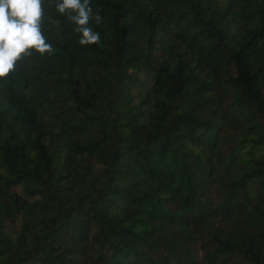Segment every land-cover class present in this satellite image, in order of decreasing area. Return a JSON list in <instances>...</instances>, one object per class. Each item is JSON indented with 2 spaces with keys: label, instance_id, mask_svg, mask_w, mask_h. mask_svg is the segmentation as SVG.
Masks as SVG:
<instances>
[{
  "label": "trees",
  "instance_id": "obj_1",
  "mask_svg": "<svg viewBox=\"0 0 264 264\" xmlns=\"http://www.w3.org/2000/svg\"><path fill=\"white\" fill-rule=\"evenodd\" d=\"M58 2L0 79V264H264V0H90L88 46Z\"/></svg>",
  "mask_w": 264,
  "mask_h": 264
},
{
  "label": "clouds",
  "instance_id": "obj_2",
  "mask_svg": "<svg viewBox=\"0 0 264 264\" xmlns=\"http://www.w3.org/2000/svg\"><path fill=\"white\" fill-rule=\"evenodd\" d=\"M43 3L44 0H0V79L9 77L17 62L33 51L40 55L53 51L42 31ZM56 10L75 25L80 45L100 42V34L93 31L90 23L94 19L99 25L102 17L93 13L90 0H60Z\"/></svg>",
  "mask_w": 264,
  "mask_h": 264
}]
</instances>
